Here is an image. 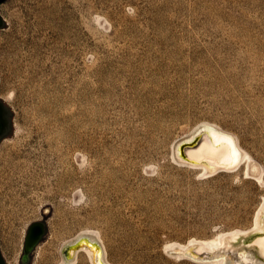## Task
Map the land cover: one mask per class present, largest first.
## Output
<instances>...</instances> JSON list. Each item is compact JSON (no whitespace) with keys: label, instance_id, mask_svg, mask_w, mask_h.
<instances>
[{"label":"rangeland","instance_id":"rangeland-1","mask_svg":"<svg viewBox=\"0 0 264 264\" xmlns=\"http://www.w3.org/2000/svg\"><path fill=\"white\" fill-rule=\"evenodd\" d=\"M1 7L0 96L14 112L0 153L6 264H58L64 240L92 231L114 264H212L166 246L249 227L264 173L259 182L243 164L201 177L172 160L171 145L214 122L264 172V0ZM40 223L26 253L23 234Z\"/></svg>","mask_w":264,"mask_h":264},{"label":"bare ground","instance_id":"bare-ground-1","mask_svg":"<svg viewBox=\"0 0 264 264\" xmlns=\"http://www.w3.org/2000/svg\"><path fill=\"white\" fill-rule=\"evenodd\" d=\"M1 12L5 14L7 9L1 7ZM204 130V138L197 148H188L182 151L181 143L177 144V154H183V161L191 163L194 168L200 170L201 177L216 174L225 170L233 172L238 170L243 164L246 176L253 177L257 181H263V167L252 155L242 147L239 137L232 131L222 128L219 124L210 121H201L194 125L187 133L176 138L177 140H190L196 131ZM6 145L4 140L0 147V153ZM174 145L172 146L174 148ZM174 151V150H173ZM86 157V156H85ZM84 164V163H83ZM66 177L61 180L60 191L63 194L66 185ZM37 226V228H36ZM33 231L23 234L22 245L24 251L29 253L43 235V225L37 224ZM258 232V233H257ZM264 198L257 207L252 224L246 228H235L232 230L219 232L209 239L192 238L187 243L174 242L166 246L167 251L178 258H190L197 262H203L199 257L200 252L212 255L215 264H264ZM256 233L251 238L250 235ZM98 233L92 231L91 234L85 232L78 233L71 240H64L59 246L58 264H75L81 256H85L89 264H114L107 256V251L101 245ZM28 243V245H27ZM238 255V259L233 258V254ZM259 257L261 260H258ZM55 259L50 255V262Z\"/></svg>","mask_w":264,"mask_h":264},{"label":"water","instance_id":"water-1","mask_svg":"<svg viewBox=\"0 0 264 264\" xmlns=\"http://www.w3.org/2000/svg\"><path fill=\"white\" fill-rule=\"evenodd\" d=\"M4 1L5 0H0V4H2ZM5 26H6V22H5V20L3 19V17L0 14V28L1 27H5ZM4 102H5V105H6V108H7V113H8V129H7V134H6L5 137H10V136L13 135V131H14V126H13L14 112H13L12 108L10 107V105L6 101H4ZM203 138H204V130L201 129L199 131H196L194 133V136L190 140H185L184 141L183 138H180L179 140H177L176 144L175 145L173 144L174 148L172 147L173 145H171V158H172V160L176 164L194 168L193 166H195V165H192L191 163H187V162L183 161V160H185V159L182 158L183 154H180V156H179L177 154L176 147H177L178 143L182 142L181 143L182 151H184L185 149H188V148H197L201 144ZM210 176H212V175H210ZM36 225H34V226H32L30 228L29 234L33 231V229H34V227ZM36 228H37V226H36ZM261 233L264 234V232H261ZM29 234H28V236H29ZM254 235H256V233L250 235L247 238H251ZM27 245H28V243H27ZM2 257H3V255H2ZM199 257L200 258L202 257V259H199V260H202L203 262H209V263L215 264V261H214V259H211L212 255H210V254L206 255L204 252H200L199 253ZM233 258L235 260H237L238 259V255L236 253H234L233 254ZM257 259L261 260L259 257H257ZM3 260H4V264H6V261H5L4 257H3Z\"/></svg>","mask_w":264,"mask_h":264},{"label":"flooded vegetation","instance_id":"flooded-vegetation-1","mask_svg":"<svg viewBox=\"0 0 264 264\" xmlns=\"http://www.w3.org/2000/svg\"><path fill=\"white\" fill-rule=\"evenodd\" d=\"M8 129V113L5 102L0 96V147L2 142L5 140ZM0 264H3V257L0 252Z\"/></svg>","mask_w":264,"mask_h":264},{"label":"trees","instance_id":"trees-1","mask_svg":"<svg viewBox=\"0 0 264 264\" xmlns=\"http://www.w3.org/2000/svg\"><path fill=\"white\" fill-rule=\"evenodd\" d=\"M3 264H4V260H3Z\"/></svg>","mask_w":264,"mask_h":264}]
</instances>
